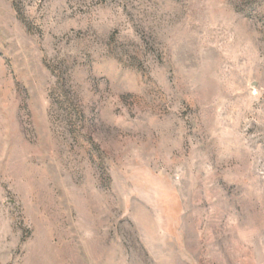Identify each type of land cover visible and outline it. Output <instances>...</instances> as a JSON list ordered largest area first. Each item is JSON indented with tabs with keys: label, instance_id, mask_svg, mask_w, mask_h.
I'll return each instance as SVG.
<instances>
[{
	"label": "rangeland",
	"instance_id": "rangeland-1",
	"mask_svg": "<svg viewBox=\"0 0 264 264\" xmlns=\"http://www.w3.org/2000/svg\"><path fill=\"white\" fill-rule=\"evenodd\" d=\"M0 264H264V0H0Z\"/></svg>",
	"mask_w": 264,
	"mask_h": 264
}]
</instances>
